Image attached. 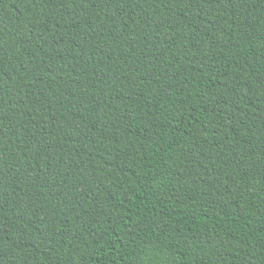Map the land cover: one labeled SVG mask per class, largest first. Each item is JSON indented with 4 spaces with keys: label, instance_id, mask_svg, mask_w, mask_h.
<instances>
[{
    "label": "trees",
    "instance_id": "1",
    "mask_svg": "<svg viewBox=\"0 0 264 264\" xmlns=\"http://www.w3.org/2000/svg\"><path fill=\"white\" fill-rule=\"evenodd\" d=\"M0 264H264V0H0Z\"/></svg>",
    "mask_w": 264,
    "mask_h": 264
}]
</instances>
